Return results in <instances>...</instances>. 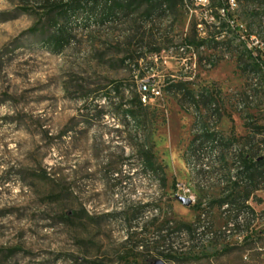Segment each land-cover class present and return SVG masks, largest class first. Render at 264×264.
Masks as SVG:
<instances>
[{
	"label": "rangeland",
	"instance_id": "374dc122",
	"mask_svg": "<svg viewBox=\"0 0 264 264\" xmlns=\"http://www.w3.org/2000/svg\"><path fill=\"white\" fill-rule=\"evenodd\" d=\"M235 1V30L186 0L133 29L72 17L55 49L44 12L0 0V264H264V0Z\"/></svg>",
	"mask_w": 264,
	"mask_h": 264
},
{
	"label": "trees",
	"instance_id": "16d2710c",
	"mask_svg": "<svg viewBox=\"0 0 264 264\" xmlns=\"http://www.w3.org/2000/svg\"><path fill=\"white\" fill-rule=\"evenodd\" d=\"M14 3L22 12H44L45 26H57V30L53 34L45 38V42L51 47L57 49L62 47L68 42L67 32L63 29V22H72V17H80L81 15H86V20L93 19L96 24H106V23H117L123 20L130 29H133V25L137 24L138 17L144 18L142 25L146 26L149 22H153L160 19L164 15L169 17L172 13H178L184 8L186 0H10ZM220 6L224 13L229 17L228 25H230L233 30L236 28V21L233 18V13L228 0H220ZM160 12V13H159ZM48 32V31H46ZM222 33L219 32L218 35L211 37V39L206 38L195 43V40L189 41L187 44L189 46H201L209 41H216ZM217 42V41H216ZM158 51V49L156 50ZM159 53V52H158ZM256 56L255 61L257 66L264 67V61ZM140 58L137 59V62ZM169 82V81H168ZM172 82H169V87L172 88ZM176 86V85H175ZM210 93V92H209ZM211 99L214 95L210 93ZM215 97V96H214ZM146 105L141 100V94H135L132 106L126 111V115L133 120V122L140 124L147 120ZM139 157L142 162L150 170L155 172H161L164 178V169L162 165L157 161L153 149L150 145L143 144L139 151ZM264 165V162H261ZM244 166L247 173L251 179H256L262 176V173L258 171L256 165L251 164L250 159H245ZM251 181V180H250Z\"/></svg>",
	"mask_w": 264,
	"mask_h": 264
},
{
	"label": "built area",
	"instance_id": "2783aa9c",
	"mask_svg": "<svg viewBox=\"0 0 264 264\" xmlns=\"http://www.w3.org/2000/svg\"><path fill=\"white\" fill-rule=\"evenodd\" d=\"M199 1L204 2L202 0H199ZM228 1L231 6V9L233 10V8L236 6V1L235 0H228ZM255 43H258V40ZM140 94H141L142 102L144 104H147V103L153 102L158 96L161 95V89L159 85L153 80L143 79L140 82ZM232 178L235 179L234 177ZM226 232L228 235H232L236 232V230L232 229V225H230V227L226 229Z\"/></svg>",
	"mask_w": 264,
	"mask_h": 264
},
{
	"label": "water",
	"instance_id": "95a60500",
	"mask_svg": "<svg viewBox=\"0 0 264 264\" xmlns=\"http://www.w3.org/2000/svg\"><path fill=\"white\" fill-rule=\"evenodd\" d=\"M179 201L186 206H190L192 203V199L189 197L180 196ZM153 264H165L162 260H156Z\"/></svg>",
	"mask_w": 264,
	"mask_h": 264
},
{
	"label": "bare ground",
	"instance_id": "6f19581e",
	"mask_svg": "<svg viewBox=\"0 0 264 264\" xmlns=\"http://www.w3.org/2000/svg\"><path fill=\"white\" fill-rule=\"evenodd\" d=\"M202 1H207V0H202ZM139 90H140V85H139ZM215 153H214V151H213V155H214Z\"/></svg>",
	"mask_w": 264,
	"mask_h": 264
}]
</instances>
